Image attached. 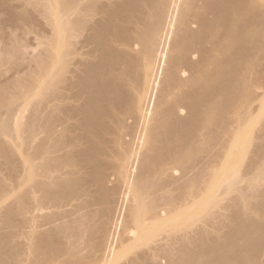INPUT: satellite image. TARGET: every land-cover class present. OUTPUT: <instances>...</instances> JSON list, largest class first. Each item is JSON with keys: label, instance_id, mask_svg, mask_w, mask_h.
I'll use <instances>...</instances> for the list:
<instances>
[{"label": "bare ground", "instance_id": "obj_1", "mask_svg": "<svg viewBox=\"0 0 264 264\" xmlns=\"http://www.w3.org/2000/svg\"><path fill=\"white\" fill-rule=\"evenodd\" d=\"M263 103L264 0H0V264H264Z\"/></svg>", "mask_w": 264, "mask_h": 264}, {"label": "rangeland", "instance_id": "obj_2", "mask_svg": "<svg viewBox=\"0 0 264 264\" xmlns=\"http://www.w3.org/2000/svg\"><path fill=\"white\" fill-rule=\"evenodd\" d=\"M34 32H30L29 34H28V36L27 35H25V36H27L29 39H28V41L30 42V43H33L34 45H32L31 44V47L32 46H34L33 47V51L30 49L29 51H32V53H36L37 52V50L38 49H40L39 47H36V41L38 42V40L36 39V37L34 38V36L36 35V36H40V35H38L37 33L38 32H35L34 34H33ZM42 33V32H41ZM41 33H39V34H41ZM36 40V41H35ZM37 48V50H35ZM8 68V67H7ZM10 73L11 72V68H10V71H9V69L8 70H6L4 73ZM7 73L5 74V75H7ZM263 110H264V103L261 105V104H259V108L257 109V111H256V113L252 116V118H251V125H250V127L247 129V131L249 132V133H253L254 131H255V127H256V123H254L255 121H257V118L260 116V114H262V112H263ZM28 113H29V110H25V112L23 113L24 114V116H27L28 115ZM247 137H249V135H246V134H243L242 136H241V138H240V141L243 143V142H245L246 140H247ZM240 148H243V147H239V146H237V148L235 149V154H237L238 153V151H239V149ZM236 157V156H235ZM235 159V158H234ZM205 197V196H204ZM204 197H202V196H199L198 198H196V199H194V200H192L191 201V214H192V212H194L195 211V209H196V207H198V205L201 203V201L204 199ZM223 198V197H222Z\"/></svg>", "mask_w": 264, "mask_h": 264}]
</instances>
